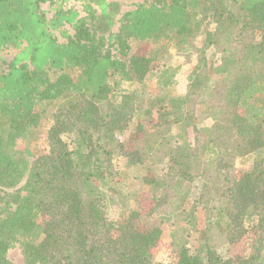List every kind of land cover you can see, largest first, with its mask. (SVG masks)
I'll list each match as a JSON object with an SVG mask.
<instances>
[{
	"label": "trees",
	"instance_id": "trees-1",
	"mask_svg": "<svg viewBox=\"0 0 264 264\" xmlns=\"http://www.w3.org/2000/svg\"><path fill=\"white\" fill-rule=\"evenodd\" d=\"M4 49L0 264H264V0H0Z\"/></svg>",
	"mask_w": 264,
	"mask_h": 264
},
{
	"label": "rangeland",
	"instance_id": "rangeland-1",
	"mask_svg": "<svg viewBox=\"0 0 264 264\" xmlns=\"http://www.w3.org/2000/svg\"><path fill=\"white\" fill-rule=\"evenodd\" d=\"M116 1H119L122 4V13L133 10L137 5L151 3V0H116ZM41 10L45 13L46 17H50L52 15V11H51L52 6H49L48 3H43L41 5ZM117 28L118 25L116 26V29ZM52 34L56 38L58 43H64L66 42L67 37L73 34V30L71 27L66 25L62 27L60 30L53 31ZM146 50H147L146 47L143 45L139 47H133V51L134 52L137 51L139 54L146 53ZM16 53L17 52L13 49H4L0 51V72L4 71V69L6 68V64L13 59ZM170 61L173 65L180 66L182 70L181 72L182 76L186 75L190 71L193 64L197 62L196 58L187 59L177 54H174ZM180 91L184 92V89H181ZM24 146L18 141L15 147L22 148ZM45 150H46V146L41 140L33 142L31 144L32 155H36L37 153L39 154L44 153ZM237 170H240V165H237ZM136 190L137 192L133 191L131 198L134 200V204L137 203L136 206L137 211L139 213H145L150 206V200L147 199L146 194L141 187H136ZM142 228H145V226ZM151 253L154 261L162 264H173L177 260L175 253L170 250L167 238L165 236L159 242L157 247L151 250ZM7 258L11 264H23V258L18 244H14L13 246L10 247L7 253Z\"/></svg>",
	"mask_w": 264,
	"mask_h": 264
}]
</instances>
